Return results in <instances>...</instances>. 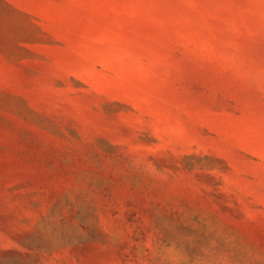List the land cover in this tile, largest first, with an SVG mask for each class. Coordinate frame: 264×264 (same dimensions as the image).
I'll list each match as a JSON object with an SVG mask.
<instances>
[{
    "label": "rangeland",
    "instance_id": "374dc122",
    "mask_svg": "<svg viewBox=\"0 0 264 264\" xmlns=\"http://www.w3.org/2000/svg\"><path fill=\"white\" fill-rule=\"evenodd\" d=\"M0 264H264V0H0Z\"/></svg>",
    "mask_w": 264,
    "mask_h": 264
}]
</instances>
